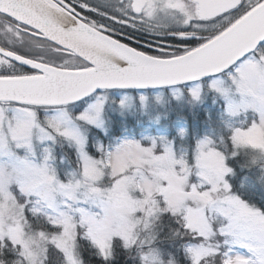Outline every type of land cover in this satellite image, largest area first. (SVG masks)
<instances>
[{
	"label": "snow or ice",
	"instance_id": "snow-or-ice-1",
	"mask_svg": "<svg viewBox=\"0 0 264 264\" xmlns=\"http://www.w3.org/2000/svg\"><path fill=\"white\" fill-rule=\"evenodd\" d=\"M0 264H264V0H0Z\"/></svg>",
	"mask_w": 264,
	"mask_h": 264
}]
</instances>
